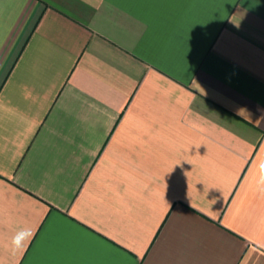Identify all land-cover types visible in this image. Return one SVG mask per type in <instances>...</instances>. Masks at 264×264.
<instances>
[{"label": "crops", "instance_id": "crops-1", "mask_svg": "<svg viewBox=\"0 0 264 264\" xmlns=\"http://www.w3.org/2000/svg\"><path fill=\"white\" fill-rule=\"evenodd\" d=\"M0 264H264V0H0Z\"/></svg>", "mask_w": 264, "mask_h": 264}, {"label": "clouds", "instance_id": "clouds-1", "mask_svg": "<svg viewBox=\"0 0 264 264\" xmlns=\"http://www.w3.org/2000/svg\"><path fill=\"white\" fill-rule=\"evenodd\" d=\"M32 236L31 231H25V230H21L20 232H18L16 234V236L13 237L12 239V247L14 250H18L20 249L25 241L29 240Z\"/></svg>", "mask_w": 264, "mask_h": 264}]
</instances>
